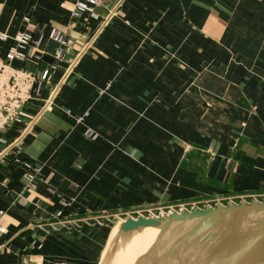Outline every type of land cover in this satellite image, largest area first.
<instances>
[{"label": "crops", "instance_id": "0c3cea01", "mask_svg": "<svg viewBox=\"0 0 264 264\" xmlns=\"http://www.w3.org/2000/svg\"><path fill=\"white\" fill-rule=\"evenodd\" d=\"M74 1L0 0V33L44 36L41 59L15 67L40 72L50 29L67 35L65 60L24 108L21 150L0 159V264H103L117 222L37 226L60 213L264 194V0H98L97 18H73ZM10 45L0 40V56ZM29 163L39 166L32 189Z\"/></svg>", "mask_w": 264, "mask_h": 264}, {"label": "water", "instance_id": "95a60500", "mask_svg": "<svg viewBox=\"0 0 264 264\" xmlns=\"http://www.w3.org/2000/svg\"><path fill=\"white\" fill-rule=\"evenodd\" d=\"M55 47L50 41L41 70L52 63ZM144 227L158 228L159 233L151 249L135 264H264V200L217 203L169 215L125 217L118 232Z\"/></svg>", "mask_w": 264, "mask_h": 264}, {"label": "built area", "instance_id": "2783aa9c", "mask_svg": "<svg viewBox=\"0 0 264 264\" xmlns=\"http://www.w3.org/2000/svg\"><path fill=\"white\" fill-rule=\"evenodd\" d=\"M120 1L121 0L117 1L115 7ZM99 5L100 3L98 0H75L71 9V16L73 18H78L82 13H88V15L93 18H97L98 15L95 9ZM81 6H83V8ZM113 9L114 7L108 11L106 16H104V22L110 18L113 13ZM18 35L22 38L17 39ZM6 37V39H0L1 41L8 39L11 41V45L5 55L0 56V159L11 150H15L17 152L21 150L20 135L26 131L29 124L26 122L27 120L24 116V108L29 101L39 95L42 85L51 78V73L56 63L65 60V53L67 49L66 31L56 27L51 28L47 38L56 43V47L51 55L53 61L50 66L45 67L38 73H34L32 71L15 67L13 62L15 60H29L30 55H32V59L30 60L35 61V59H41L42 55L45 53L42 47L44 40L42 31L40 29H37L35 33L21 31L10 37L6 35ZM25 37L27 39H25ZM50 108V102H45V105L42 107V111L49 110ZM13 125L24 126L22 129L18 130V134L14 136V138H10L8 133L11 131ZM84 135L88 138L97 136V134L90 127L85 128ZM27 165L29 167V171L23 177L25 181L24 187L32 189L34 188L35 178L39 173V166L31 163ZM245 198L246 197H240L243 201H246ZM250 198L261 201L264 199V194L251 195ZM207 205L212 206L211 204ZM192 207H189V209ZM176 208L177 209L173 208L175 212H179L183 209L188 210V208L184 206ZM150 210L151 209H147L146 211ZM141 211V209H137L123 214H125L126 217L133 218L135 217L130 215V213H137V216L144 217L156 215L149 213L145 216L140 213ZM124 218L119 217L118 219L120 220L118 221H122ZM103 221L114 223L108 216H103L102 218L82 217L78 219H70L64 217L63 214L60 213L54 220L39 223L37 226L43 233L47 234L60 230L79 229L85 225L106 223Z\"/></svg>", "mask_w": 264, "mask_h": 264}, {"label": "bare ground", "instance_id": "6f19581e", "mask_svg": "<svg viewBox=\"0 0 264 264\" xmlns=\"http://www.w3.org/2000/svg\"><path fill=\"white\" fill-rule=\"evenodd\" d=\"M120 222H117L118 227ZM158 233V228L144 227L133 230L127 238L121 236L110 250L111 253L108 252L103 264H135L136 259L154 245Z\"/></svg>", "mask_w": 264, "mask_h": 264}, {"label": "rangeland", "instance_id": "374dc122", "mask_svg": "<svg viewBox=\"0 0 264 264\" xmlns=\"http://www.w3.org/2000/svg\"><path fill=\"white\" fill-rule=\"evenodd\" d=\"M173 208L174 209H177L176 207H170V208H165V209L164 208H157V209H151L150 211H146L147 209H150V208H146V210L141 209L142 211L140 213H142L145 216L148 215L149 213H153V214H156V215H159V216L160 215H169L170 212H175ZM188 210H189V208H188ZM130 215L136 217L137 216V213H130ZM105 216L110 217V219H112L114 223H116V222H118V220H120V219H118L119 217L120 218L126 217L125 214H120L117 217H115V216L113 217L111 215H105ZM103 222H108L109 223V221H103ZM114 223H111L110 222V224H113V225H114ZM131 233H132V231L131 232H127V233H122L121 236L123 238H127V236H129ZM109 249L111 250V247ZM110 250H109V253H111Z\"/></svg>", "mask_w": 264, "mask_h": 264}, {"label": "trees", "instance_id": "16d2710c", "mask_svg": "<svg viewBox=\"0 0 264 264\" xmlns=\"http://www.w3.org/2000/svg\"><path fill=\"white\" fill-rule=\"evenodd\" d=\"M15 126H16V125H13V127H12L11 131H13L14 133H16V135H17L18 133H17L16 131H14V128H15ZM8 134H9V133H8ZM16 135H14V136H16ZM14 136H13V137H14ZM246 201H251V200H250V199H246ZM234 202H236V203H237V202H239V200H235ZM226 203H227V202H226V201H224V203H223V204H226ZM211 205L213 206V205H214V203H212ZM199 207H202V205H200Z\"/></svg>", "mask_w": 264, "mask_h": 264}, {"label": "clouds", "instance_id": "9594fccd", "mask_svg": "<svg viewBox=\"0 0 264 264\" xmlns=\"http://www.w3.org/2000/svg\"><path fill=\"white\" fill-rule=\"evenodd\" d=\"M82 8H83V6H81ZM7 37H6V35L5 34H0V39H6ZM22 37L20 36V35H18L17 36V39H21ZM25 39H27L26 37H25ZM13 51H15V50H13Z\"/></svg>", "mask_w": 264, "mask_h": 264}]
</instances>
